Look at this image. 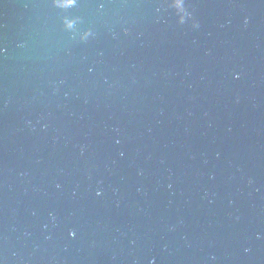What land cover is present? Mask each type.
Listing matches in <instances>:
<instances>
[{"label":"water","instance_id":"obj_1","mask_svg":"<svg viewBox=\"0 0 264 264\" xmlns=\"http://www.w3.org/2000/svg\"><path fill=\"white\" fill-rule=\"evenodd\" d=\"M0 49V264H264V0H0Z\"/></svg>","mask_w":264,"mask_h":264},{"label":"clouds","instance_id":"obj_2","mask_svg":"<svg viewBox=\"0 0 264 264\" xmlns=\"http://www.w3.org/2000/svg\"><path fill=\"white\" fill-rule=\"evenodd\" d=\"M177 2H178V0H177ZM52 3H53V5L54 6H56V7H59V8H65V7H68V6H70L72 3H74V0H52ZM65 26L67 27V26H69V24H68V22H65ZM3 51V49H0V52H2ZM100 193H99V191L97 192V195H99ZM51 215V214H50ZM72 235H74V233L73 232H69V236H72Z\"/></svg>","mask_w":264,"mask_h":264}]
</instances>
